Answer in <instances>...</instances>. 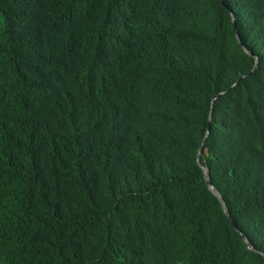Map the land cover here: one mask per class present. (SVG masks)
Here are the masks:
<instances>
[{"label": "trees", "instance_id": "obj_1", "mask_svg": "<svg viewBox=\"0 0 264 264\" xmlns=\"http://www.w3.org/2000/svg\"><path fill=\"white\" fill-rule=\"evenodd\" d=\"M0 264H264V0H0Z\"/></svg>", "mask_w": 264, "mask_h": 264}, {"label": "clouds", "instance_id": "obj_2", "mask_svg": "<svg viewBox=\"0 0 264 264\" xmlns=\"http://www.w3.org/2000/svg\"><path fill=\"white\" fill-rule=\"evenodd\" d=\"M219 1V0H218ZM220 2V1H219ZM220 3H222V0H221V2ZM229 14H230V17H231V22H232V28H233V30H234V28L235 27H233V23H234V18H233V15H232V13L229 11ZM99 27V29H100V31L102 32V33H104V34H106V35H110V36H115L116 35V24H115V22H114V20L111 18V17H106V18H104L103 20H100V22L97 24V26H96V29H91V30H89L87 33H86V35H85V38H84V40H87L88 42H89V46H87V47H84V50H85V52H84V57L85 58H91L95 53H96V51H97V53H98V51H99V49H100V40H99V36H98V32L96 31L97 30V28ZM67 48V50L69 49L71 52H72V48L68 45V44H66V47H65V49ZM245 52L247 53V54H249V55H252V53L251 52H248V51H246L245 50ZM253 57H254V59H255V56L253 55ZM69 62L68 61H65L64 60V64H68ZM254 67H255V62H254V65L251 67V69L248 71V73H250V72H252V70L254 69ZM242 76H240L239 78H241ZM220 93H217V94H215V96L216 95H219ZM213 96V95H212ZM211 96V97H212ZM215 98V97H214ZM213 101V100H212ZM210 102H211V98H210ZM207 123H208V125H209V116H208V120H207ZM206 129H207V126H206ZM207 133V130L205 131V134ZM205 134H204V136H205ZM203 136V137H204ZM205 141V140H204ZM201 142V141H200ZM204 143V142H203ZM202 146H203V144H202ZM202 148V147H201ZM198 149V148H197ZM201 150V149H200ZM200 150H199V153H200ZM196 152H197V150H196ZM198 156H199V154H198ZM196 162L197 163H199V161H198V157L196 158ZM200 167H201V169L204 167V168H206L205 166H202V165H200ZM207 170V169H206ZM202 171H203V169H202ZM203 174H204V172H203ZM207 174H208V172H207ZM204 178H205V176H204ZM207 179H208V176H207ZM205 180H206V178H205ZM208 184H209V182H208ZM210 185V184H209ZM211 191H213V192H215L212 188L210 189ZM212 192V193H213ZM215 193H217V192H215ZM214 194V193H213ZM218 194V193H217ZM215 195V194H214ZM219 195V194H218ZM216 196V195H215ZM220 196V195H219ZM217 197V196H216ZM221 197V196H220ZM218 198V197H217ZM222 199V198H221ZM220 201V200H219ZM222 203H223V200H222ZM220 204H221V202H220ZM223 205H224V203H223ZM221 206H222V204H221ZM225 207V206H224ZM222 208H223V206H222ZM225 209H226V207H225ZM223 211H224V209H223ZM225 213V212H224ZM229 216V215H228ZM113 217L116 219V221H121L122 222V220H121V218H120V216H117V215H113ZM229 220H230V217H229ZM244 238V240H245V237H243Z\"/></svg>", "mask_w": 264, "mask_h": 264}, {"label": "water", "instance_id": "obj_3", "mask_svg": "<svg viewBox=\"0 0 264 264\" xmlns=\"http://www.w3.org/2000/svg\"><path fill=\"white\" fill-rule=\"evenodd\" d=\"M219 1L221 2V0H219ZM233 27H234V23H233ZM214 97H215V95H213V96L211 97V102H212V100L214 99ZM207 128H208V123H207ZM204 140H205V136L202 138V140H201V142H200V144H199V146H198V149H197V152H196V158L198 157L199 150L201 149ZM202 169H203V172H204V176H205V178H206V182L208 183V179H207V176H208V174H207V170H206V168H204V167H203ZM209 188L211 189L212 186L209 185ZM212 192H213V191H212ZM213 193H214V194L218 197V199L220 200V202H221V204H222V206H223L224 212H225L227 218L229 219L228 212H227V210L225 209V207H224V205H223V203H222V199H221V197H220L217 193H215V192H213Z\"/></svg>", "mask_w": 264, "mask_h": 264}]
</instances>
